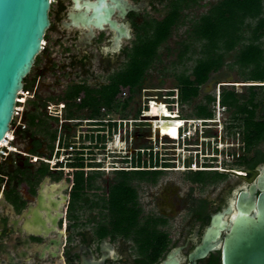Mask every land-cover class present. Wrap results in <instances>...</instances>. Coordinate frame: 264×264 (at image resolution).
Returning a JSON list of instances; mask_svg holds the SVG:
<instances>
[{
    "label": "flooded vegetation",
    "instance_id": "1",
    "mask_svg": "<svg viewBox=\"0 0 264 264\" xmlns=\"http://www.w3.org/2000/svg\"><path fill=\"white\" fill-rule=\"evenodd\" d=\"M127 1L138 11L124 20L114 16L130 34L118 47L108 27L95 31L92 38H86L87 31L63 27L73 0H55L52 5L50 30L64 44L57 83L67 82L56 96L34 99L41 100L49 113L58 112L62 105L61 111L68 114L64 121L73 122L74 167L68 168L74 172L63 180L65 168L60 163L50 167L61 144L56 130L46 132L48 142L31 136L27 159L18 156L20 162L14 161L0 174V264L10 256L13 264H165L172 260L177 264H264V104L255 106L251 96L234 92V106L229 107L223 104L224 92L208 95L210 84L224 87L220 70L202 85L198 95H203V103L195 105L193 113L171 110L167 101L168 109L153 102L146 115L142 107L134 108L133 133L126 132L119 152L109 148L112 130L123 129L129 119L111 118L117 107L108 103L106 89L112 76L128 64L148 25L164 20L176 2ZM98 71L104 75H96ZM246 83L250 82L240 86L254 87ZM120 95L115 105L122 104L118 110L125 112L130 93L122 100ZM154 104L164 105L168 115L151 117ZM201 107L208 115H199ZM161 119L165 124L155 126ZM181 126H188L187 139L178 144ZM164 136L172 139L166 138L160 146L157 140ZM37 142L40 147L34 152ZM43 147L47 161L42 159ZM37 162L40 166L34 169ZM81 178L84 182L76 189ZM44 182L46 195L61 202V210L54 213L57 221L56 226H48L50 233L34 229L28 234L25 217L31 220L27 212L36 205ZM60 184L69 186L62 191L68 196L64 203L59 188L53 187ZM136 233L152 235V246L143 250Z\"/></svg>",
    "mask_w": 264,
    "mask_h": 264
},
{
    "label": "rangeland",
    "instance_id": "2",
    "mask_svg": "<svg viewBox=\"0 0 264 264\" xmlns=\"http://www.w3.org/2000/svg\"><path fill=\"white\" fill-rule=\"evenodd\" d=\"M217 1L218 0H200V4L198 7H194L193 9L187 8V10L184 11L183 15L185 16V18L183 20V23L173 29L170 39L162 44L159 48L158 53L160 55V59H157L154 62L152 69L148 70V74L144 82V89H142L138 95H135L134 100H132L130 104L127 105L128 109L125 110V112H122L121 109L118 110V107L120 108L122 104H118V106H115V109L117 107V110L111 113V118L113 120H119L120 118H124L125 116L129 119V123H127L123 127V129L117 127L112 130V140L111 143H109V148H111V150L117 152L120 151L122 147L121 140L126 136V132L128 131V133L131 134L134 131L135 124L132 122V119L134 118L133 109L142 107V109H144L145 111L148 109L150 110L152 104H149V99H156L158 102L167 101L171 103L169 109L174 111L179 110L185 114L193 113L192 110L194 106L199 103H203L202 94L197 95L198 99H200L196 100L195 103L188 104L187 101H180L179 94L181 88L179 78L191 76L196 62L202 56L201 49L203 42L189 38L191 20L194 18H199L201 15L205 14L209 10L210 4L216 3ZM152 23L153 26H157L158 22ZM249 36L250 34H246V37ZM45 42L46 46L44 51L37 58L31 74L25 80L27 89H25L24 92L20 94L22 96L20 100L21 104L18 105V107H21L19 109L20 114L22 110L23 113L20 117L18 114V118H15L12 122L11 138L13 141L10 143V146L14 148L15 151L8 152L6 150L5 153L7 155L2 157L0 156V171H8V165L14 163V161L19 163L20 160H18L17 158L20 155L21 157H23V161L27 159L31 146V135L34 134V137L46 140L48 142L49 140L47 139L46 132L49 131L50 133L57 130L58 135L61 137V144L59 145L60 150H58V156L56 158L55 156H53L50 167L54 169V165L56 163H60L65 168H63L64 172L61 176H63V180H66V178H68L69 176L72 177L74 172L72 168H68V166L71 165L73 159L72 147L75 136V130L73 126L74 124L72 121H70L69 123L64 121L65 118H68V114L65 110L61 111L60 107H62V105H59L58 112L52 111L51 113H49L47 111L45 112L43 107H41V100H39L38 98L34 99L36 97L45 98L56 96L54 95V93H60L63 90L62 86H65L67 82V79H60L61 83H57L58 76L60 75V69L57 63H60L62 61V47L64 46V44L62 43V41L58 40L52 30L48 31L45 37ZM260 42L264 49V38H262ZM184 44H190V49L182 58V60H180L179 54ZM48 62L49 64L47 66ZM46 66L48 67L47 69H45ZM250 70L251 68H244L236 63L234 59V53H230L225 66L220 70L221 72L219 74L220 76H223L224 87L219 88L218 84L212 83L209 86L208 95L213 97L218 96L220 92L222 93L234 91L236 93L244 94L247 98L251 95V91L248 88L249 86L242 87L240 86V84L249 81L250 83H246V85L248 84L251 86H256V102H262V104H264V85H257L259 83H251L252 80L250 79ZM96 75L103 76L104 74L98 71L96 72ZM191 79H193V77H191ZM34 81L37 84L33 85ZM199 91H203L202 86L199 88ZM168 95H170L169 100H167ZM128 96V89H122L119 98L122 100ZM208 107L211 108L212 104H210ZM34 112L40 114V116L42 117L45 123L43 127L41 126L40 128H28V120L29 118H31L28 117V115ZM199 115L206 116L208 115V113L205 108L201 107ZM218 116L219 113L217 114V117ZM57 117H59V121H57ZM187 129L188 126L183 127V136L182 138L177 140L178 144L181 139H187L185 135V130ZM165 140L167 139L160 138L157 141L159 145L162 146ZM57 144L58 143H56V147ZM124 146H127V143H124L123 147ZM56 152L57 150H55L54 154ZM46 155L48 154L45 147H43L42 156H44V158L42 157V159H45V161H47L48 158ZM98 158L100 157L98 156ZM32 161H35V159H32ZM40 163L41 162L34 163L33 168H38L40 166ZM85 163L87 164L88 162ZM87 171L88 170L86 169V173ZM106 176L108 175L105 173L102 174L103 178H105ZM103 181L104 179L99 181V183L101 184L103 183ZM87 195H91V193L87 192ZM136 234L139 236L141 248L143 250H147L149 246H152L149 239L152 237V235H145L142 233Z\"/></svg>",
    "mask_w": 264,
    "mask_h": 264
},
{
    "label": "trees",
    "instance_id": "3",
    "mask_svg": "<svg viewBox=\"0 0 264 264\" xmlns=\"http://www.w3.org/2000/svg\"><path fill=\"white\" fill-rule=\"evenodd\" d=\"M199 4L200 0H176L164 20L158 22L157 26H153L152 22L148 25L144 36L139 38L130 52L128 64L112 76L110 88L106 89L110 92L108 103L112 104V107L116 106L115 102L118 94L122 92L121 88L128 89L130 96L127 105L130 104L144 84L148 70L152 69L157 59H160L159 48L170 39L173 29L183 23L185 8L193 9ZM246 34L250 36L246 37ZM189 38L203 42L202 56L196 62L191 76L179 78L182 101L196 97L200 86L209 80L212 73L225 66L232 52L236 63L244 68H251V80L264 81V49L260 42L264 38V0H218L210 4L205 14L191 20ZM189 49L190 44H184L179 54L180 60ZM255 87L250 88L251 103L256 101ZM73 92L69 93L70 97L73 96ZM234 97V91L224 92L223 104L233 107ZM262 105V102H257L255 106ZM28 117H31L28 120V128H40L45 125L38 113H31ZM55 137L56 133L53 134V139ZM36 145L34 152L39 149L40 143L37 142ZM70 166L74 167L72 164ZM45 170L40 169L43 172ZM0 173L2 174L3 170ZM83 182L81 178L76 189H79L78 184ZM73 197L77 198L76 191L73 192Z\"/></svg>",
    "mask_w": 264,
    "mask_h": 264
},
{
    "label": "water",
    "instance_id": "4",
    "mask_svg": "<svg viewBox=\"0 0 264 264\" xmlns=\"http://www.w3.org/2000/svg\"><path fill=\"white\" fill-rule=\"evenodd\" d=\"M73 2L74 6L69 11L67 20L62 23L65 29L84 30L87 31L86 38H92L95 31L103 32L108 27L115 34L116 47L121 39H129L128 27L114 18L116 16L124 20L128 13L138 11V8L127 0H73ZM52 5V0H0V148L15 119L18 96L25 90V80L31 74L37 58L44 51L43 42L51 28ZM53 187L59 188L57 193L61 195L63 203L68 200V196L62 194L68 185L60 184ZM46 189L44 182L38 191L36 205L29 207L27 213L31 220H27L26 212L22 215L26 216L23 226L28 234L34 229L50 233L52 229L48 226H56L57 217L54 213L61 210V202L47 196ZM57 215L62 216L61 213ZM243 240L246 241L241 237V241ZM199 250L201 251V248ZM246 250L250 252L249 247ZM7 261L2 264H13L14 258L10 256ZM165 264L177 262L172 260L166 261Z\"/></svg>",
    "mask_w": 264,
    "mask_h": 264
},
{
    "label": "built area",
    "instance_id": "5",
    "mask_svg": "<svg viewBox=\"0 0 264 264\" xmlns=\"http://www.w3.org/2000/svg\"><path fill=\"white\" fill-rule=\"evenodd\" d=\"M55 2V0H52V3H54ZM45 46H46V42L44 41L43 42V49H45ZM23 93V92H22ZM21 95H19L18 96V102H17V107H16V109H15V118H18V114H19V117L22 115V113H23V110L21 111V114H20V111H19V109L21 108V107H18V105H20L21 103H20V100H21ZM149 104L151 105V103H163L164 104V102H158L156 99H149ZM166 107L168 106L167 104H164ZM167 109H168V107H167ZM148 112H150V110L148 109V110H146L145 112H143V115H146ZM170 114L171 115H174V114H172L171 112H170ZM183 127L184 126H181V127H179V133H178V138L176 139V140H178V139H180V138H182V129H183ZM12 130V125H11V129H10V131ZM162 138V137H161ZM164 138H168V139H172V137H169V136H164ZM5 143H6V145H2L1 144V148H0V156L2 157V156H6L7 154L5 153L6 152V150L8 151V152H11V151H9V149L11 148V146H10V143L13 141V140H9V139H6L5 138Z\"/></svg>",
    "mask_w": 264,
    "mask_h": 264
},
{
    "label": "bare ground",
    "instance_id": "6",
    "mask_svg": "<svg viewBox=\"0 0 264 264\" xmlns=\"http://www.w3.org/2000/svg\"><path fill=\"white\" fill-rule=\"evenodd\" d=\"M22 93V92H21ZM20 93V94H21ZM168 115V112H167V110H166V108H165V106L164 105H161V104H154L153 105V109H152V112L149 114V115H151V117H153L154 115H159V116H162V115ZM168 120H172V119H170V118H167ZM155 124V126H158V125H164L165 124V121H163V119H161V122L158 124L157 122H155L154 123ZM9 135H10V137H9ZM12 133H11V131H9V133H8V135H7V137H6V139H9V140H12ZM2 145L4 146V145H6V143H5V141L2 143ZM9 151H11V152H13L14 151V148H10L9 149Z\"/></svg>",
    "mask_w": 264,
    "mask_h": 264
}]
</instances>
